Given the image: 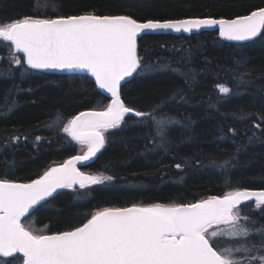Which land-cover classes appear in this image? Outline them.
<instances>
[{"label":"trees","instance_id":"trees-1","mask_svg":"<svg viewBox=\"0 0 264 264\" xmlns=\"http://www.w3.org/2000/svg\"><path fill=\"white\" fill-rule=\"evenodd\" d=\"M263 7L264 0H0V21L88 11L127 13L139 21L232 19ZM138 52L162 70L123 86L127 104L149 111L172 92L183 96L161 109L179 121L168 126L167 143L161 145L149 119L126 117L127 126L109 131L97 159L82 168L114 179L76 192H58L51 207H39L23 220L26 226L37 230L47 226L45 230L53 234L86 222V215L99 208L197 202L237 187L264 190V40L233 43L218 32L147 35L139 38ZM10 55L0 42V179L30 182L79 153L61 133L63 124L80 112L102 110L110 99L88 75L29 70L22 76L26 66L11 65ZM238 72L247 83L237 88ZM218 83L232 87L233 94L227 99L220 96ZM12 101L16 106L8 111ZM58 113L59 124L54 123ZM17 136L19 140L14 139ZM233 156L235 167H217ZM241 210L264 224L260 215L264 207L255 209L248 203Z\"/></svg>","mask_w":264,"mask_h":264},{"label":"snow or ice","instance_id":"snow-or-ice-1","mask_svg":"<svg viewBox=\"0 0 264 264\" xmlns=\"http://www.w3.org/2000/svg\"><path fill=\"white\" fill-rule=\"evenodd\" d=\"M201 29H217L226 41L264 40V8L232 19L139 21L127 13L88 11L0 21V41L10 46L11 65L26 66L22 76L29 70L89 74L97 88L111 98L102 110L80 112L63 124V132L86 149L82 154L49 167L30 182L0 179V264H14L16 260L20 264H264V224L241 210L248 201H254L255 209L264 207V190L237 187L197 202L99 208L86 215V222L53 234H48L47 226L37 230L23 222L37 206L51 207L61 189L76 192L114 179L103 173L88 174L77 165L92 161L105 147V133L127 126L126 117L141 118V122L149 119L161 145L167 143L168 126L179 121L161 109L179 93L172 92L154 103L151 110L141 111L125 102L122 86L162 70L161 65L148 63L139 54L138 38L142 35L169 30L191 34ZM235 79L237 88L247 83L242 73L238 72ZM216 87L225 99L233 94L226 84ZM15 106L12 101L8 111ZM54 123H61L59 113ZM229 131L235 134L234 129ZM234 159H225L217 167H235ZM260 215L264 217V211ZM220 241H224L223 246H219Z\"/></svg>","mask_w":264,"mask_h":264},{"label":"water","instance_id":"water-1","mask_svg":"<svg viewBox=\"0 0 264 264\" xmlns=\"http://www.w3.org/2000/svg\"><path fill=\"white\" fill-rule=\"evenodd\" d=\"M264 8V7H263ZM258 10V9H257ZM205 32H218V30L217 29H201L199 32H196V31H193L191 34H189V33H183V32H181V33H176V32H173V31H159V32H155V33H149V34H147V35H172V36H187V35H192V34H200V33H205ZM147 35H142V37L143 36H147ZM141 38V37H140ZM138 40H139V38H138ZM230 42H233V43H239V44H242V43H247V42H250V41H246V42H236V41H230ZM36 71V70H35ZM39 72V71H38ZM42 73H47V74H57V75H73V74H82V73H68V72H64V73H61V72H42ZM82 75H88V76H90L89 74H82ZM91 77V76H90ZM92 78V77H91ZM93 80H94V78H92ZM123 87V86H122ZM101 90V89H100ZM102 92H103V90H101ZM104 93V92H103ZM109 99H111L110 98V96H109V94H107V93H104ZM102 151V150H101ZM101 152H99L98 154H97V156L96 157H94L93 158V160L92 161H89V162H87L86 164H80V165H77V167L78 168H80V170L83 168V167H85V166H87V165H89V164H91V163H93L96 159H97V157H98V155L100 154ZM71 159V158H70ZM82 171V170H81ZM62 190V189H61ZM60 191V190H59ZM58 191V192H59ZM248 202H250V201H248ZM248 202H246V203H248ZM245 203V204H246ZM243 205V204H242ZM40 206H37V209L39 208ZM37 209H34L33 210V213L37 210ZM33 213H30L29 214V216H31ZM28 216V217H29ZM28 217H25L24 219H26V218H28ZM19 255V254H18Z\"/></svg>","mask_w":264,"mask_h":264},{"label":"rangeland","instance_id":"rangeland-1","mask_svg":"<svg viewBox=\"0 0 264 264\" xmlns=\"http://www.w3.org/2000/svg\"><path fill=\"white\" fill-rule=\"evenodd\" d=\"M0 42L4 43V44L8 47L9 51H10V46H9V44H8L7 42H3V41H0ZM61 133L64 134L65 137H66L67 139H69L70 141H72L71 138H70L66 133L63 132V128H62ZM105 135H107V133H105ZM72 143H75V144L77 145L79 154H82V152H83L84 150H86V149H82V146L79 145V144H77L75 141H72ZM58 165H59V164H58ZM53 166H56V165H53ZM51 167H52V166H51ZM93 175H99V174H93ZM110 182H111V181H109V182H105L104 184H109ZM101 185H103V184H101ZM248 203H252V206L254 207V201H250V202H248ZM248 203H246V204H248ZM243 205H244V204H243Z\"/></svg>","mask_w":264,"mask_h":264}]
</instances>
